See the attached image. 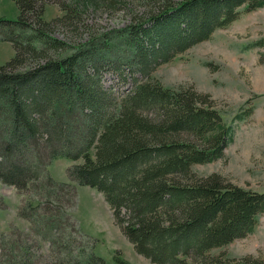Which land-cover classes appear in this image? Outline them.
<instances>
[{"label": "trees", "instance_id": "16d2710c", "mask_svg": "<svg viewBox=\"0 0 264 264\" xmlns=\"http://www.w3.org/2000/svg\"><path fill=\"white\" fill-rule=\"evenodd\" d=\"M154 1L146 20L76 45L53 36L51 24L80 22L88 0H72L51 21L44 0H17L18 20L0 19V38L16 50L0 65V181L25 195L18 214L30 223L1 234L0 264H109L72 214L78 185L103 193L114 223L156 264H264L211 252L253 233L264 213L263 192L194 171L225 156L233 125L209 95L152 77L264 0ZM105 71L133 88L115 96L102 83ZM58 158L80 160L67 168L69 182L49 172ZM42 243L48 252H39ZM112 264L131 263L118 250Z\"/></svg>", "mask_w": 264, "mask_h": 264}, {"label": "rangeland", "instance_id": "374dc122", "mask_svg": "<svg viewBox=\"0 0 264 264\" xmlns=\"http://www.w3.org/2000/svg\"><path fill=\"white\" fill-rule=\"evenodd\" d=\"M70 3L72 0H44V19L51 21L65 15L61 7ZM88 4L89 9L80 22L71 21L72 17L53 21L52 35L76 45L89 34L144 21L158 6L154 0H88ZM19 15L17 0H0V19L16 21ZM259 42L263 45L256 44ZM15 54L13 43L0 38V65ZM152 77L175 90L188 87L209 95L208 102L219 109L223 119L235 129L225 156L214 162L195 164L194 171L202 176L218 173L227 182L264 193V7L242 11L235 21L217 29L209 40L199 42L157 67ZM102 83L113 89L119 98L133 88L131 81L122 84L112 71L103 73ZM251 106L254 107L253 114L236 120L237 114ZM182 137L188 139L189 136ZM75 162L80 160L58 158L50 165L49 172L55 180L69 182L67 168ZM0 198L5 203L3 209L0 207V236L14 228L28 230L29 221L18 214L25 195L0 181ZM72 214L82 232L96 242L95 253L109 264L114 262L118 250L131 264H156L138 253L114 223L112 210L98 189L78 185ZM25 222L29 224L26 226ZM48 247V243H42L39 252H48ZM220 251L235 257L264 258V213L253 233L211 252ZM43 264L56 263L46 258Z\"/></svg>", "mask_w": 264, "mask_h": 264}, {"label": "crops", "instance_id": "0c3cea01", "mask_svg": "<svg viewBox=\"0 0 264 264\" xmlns=\"http://www.w3.org/2000/svg\"><path fill=\"white\" fill-rule=\"evenodd\" d=\"M25 224H26V226H27V224H29V223H26V222H25ZM131 255H133V254H131Z\"/></svg>", "mask_w": 264, "mask_h": 264}]
</instances>
